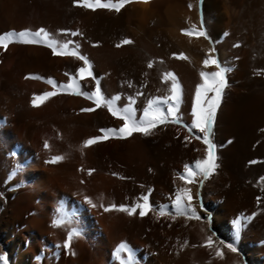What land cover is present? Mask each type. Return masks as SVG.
Instances as JSON below:
<instances>
[{
  "label": "bare ground",
  "instance_id": "6f19581e",
  "mask_svg": "<svg viewBox=\"0 0 264 264\" xmlns=\"http://www.w3.org/2000/svg\"><path fill=\"white\" fill-rule=\"evenodd\" d=\"M197 1L132 0L117 12L107 8L92 10L78 6L74 0H0V35L26 29L36 31L43 27L55 40L73 41L68 51L75 50L78 45L79 54L88 58L92 70V76L85 75L81 79L79 69L85 65L76 55H54L52 49L44 44L15 42L18 39L15 36L12 42H8L7 50L0 47V257H6L7 264L52 263L57 249L65 244L69 230L75 227L74 217L81 209L77 201H83L85 197L94 204L102 202L103 209L117 206L107 211L112 219L105 230L98 229L93 233V240L98 245L95 258H105V264H127L129 256H134V264H159L161 261L165 264H243L239 254L212 235L204 212L195 201L199 220L168 218L154 209L143 217L139 210L134 215L120 211L119 206H127L129 194L124 189V181L109 174L111 160L104 152L105 143L87 148L83 145L87 139L102 135L100 129H119L124 122L106 107L82 112L81 109L95 107V104L83 96L54 89L47 83L52 79L57 84H75L91 92L95 91L99 80L106 97L119 96L117 106L127 105L129 97H133V107L139 118L148 100L156 99L159 94L156 91L157 76L163 91L169 92L172 81L170 77L166 81L165 74L172 73L181 88L179 113L192 122L196 89L204 83L200 73L209 72L211 64L205 66L199 49L194 51L186 38L178 33L179 30L175 28L177 32L173 31L170 25L178 20L184 28L195 26L202 30L198 24ZM112 3H118V0H112ZM206 4L208 9L212 6L216 14L213 21L211 13L206 11L207 32L228 65V57L232 54L231 39L237 33L241 35L243 29L240 7H247V3L243 0H221V3L212 4L206 0ZM65 32L78 35H64ZM166 34L182 43L187 51L193 50L197 57V71L186 66L182 58L167 52L162 45ZM125 39L132 43L123 44ZM197 39L200 45L211 49L209 39ZM242 54L241 51L237 53V58ZM150 63L151 68L148 67ZM30 76L39 78L26 79ZM54 90L58 95L46 99L40 106H33L34 95ZM213 95L212 92L207 93L208 97ZM156 131L157 127L151 135ZM166 132L173 137L169 142L177 146L188 138L180 126L171 125ZM222 135L226 141V153L233 158L237 144L230 140L233 136L231 128L226 127ZM143 136V133L134 132L127 138L113 137L110 140L119 153L121 142L146 149ZM217 140L220 142V137ZM45 141L49 144L48 149L44 147ZM53 156H63L64 159L49 163ZM89 170H93L91 175ZM113 186H117L116 189ZM257 199L247 200V205L256 208ZM259 218L254 231L256 237L245 238L242 242L230 236L227 228L218 223L223 235L243 250L252 264L264 262V250H261L264 247V210ZM57 220L65 223L58 226ZM158 220L166 228L164 232L156 227ZM253 221L255 223V219ZM251 232L253 230L249 227L244 230L246 236ZM209 236L212 237L211 247L206 246ZM121 244L126 247L118 252ZM74 245L75 238L71 241L70 250H74ZM133 249H137L139 254L134 255ZM218 249L221 255L216 254Z\"/></svg>",
  "mask_w": 264,
  "mask_h": 264
},
{
  "label": "rangeland",
  "instance_id": "374dc122",
  "mask_svg": "<svg viewBox=\"0 0 264 264\" xmlns=\"http://www.w3.org/2000/svg\"><path fill=\"white\" fill-rule=\"evenodd\" d=\"M140 1L146 2L150 0ZM209 1H211L212 4L217 2L221 3V0ZM243 1L247 3V7H240L242 11L243 29L240 32L241 35L239 33L235 35L239 37L236 38L233 36L231 39L232 43L230 50L232 54L228 57V65L224 63L220 55V50L213 41L210 42L208 40L211 49L207 50V48L200 45L197 36L185 35V30L191 29V26L184 28L180 25L181 22L178 20L173 25H170L173 31H175V28L177 31L179 30L178 33L186 38L188 44L194 51L197 48L199 49L200 53L203 55V60L210 58L209 55L211 54L212 57L218 58L222 64L232 69V71L227 74L229 87L224 90L213 126L212 139L217 146L215 152L218 157L217 163L219 167L215 169L212 175L207 179L198 176L196 177L195 183H187L186 180L180 178V174L185 172V165H193L196 160H202L206 157L207 146L202 139H196L193 134L189 133L186 127L175 123L158 125V131L153 135L149 134L147 137L144 135L142 141H146L144 142L146 149H142V147L138 145H128V143L121 142L119 154L114 150L116 147L110 140L112 138L103 141L105 143L104 152L111 160L109 174L121 178L124 181V189L129 194L126 202L127 206L143 203L141 199L142 196L148 195L149 203L154 210L159 212L157 206L167 205L169 209H171V205L176 199V194L178 192L184 196L186 201L187 196L185 192H187L192 196L193 207L195 208V202H197L199 209L204 212L209 231H211L212 235H214L219 242L227 246L232 243L223 235L218 223L220 226L227 228L230 236L234 239H238L239 242L244 241L245 238L254 239L256 237L254 231L257 229L259 223L258 219H260L259 217L264 210V0ZM210 8L208 9L206 0L197 1V16L200 29L201 19H203L204 28L208 30L206 21L207 10L211 13L210 15L213 21L216 20L213 7L211 6ZM219 10L222 12L223 8L220 6ZM196 30L199 31L198 29ZM164 39L162 40V45L168 53L180 59L184 57L181 59L184 61L183 63L186 61V66L197 71V57L196 54L193 53V50L192 52L187 51L182 43L175 41L167 34ZM240 51L243 52V54L241 55L242 57L238 59L236 55ZM209 68V72L218 71L215 65L211 64ZM156 79V91L157 94L159 93L156 98L169 95V92L163 91L158 76ZM183 122L185 124H191V122L185 118H183ZM171 125L182 127L188 134V138H186L180 146H177L173 142H169L171 136L166 131ZM226 127H230L233 132V136L230 140L235 141V144H237L233 158L231 157L232 159L229 158L226 153V141L222 137L223 130ZM202 136L203 134H201V137ZM218 137H220V142L217 140ZM171 139H173V137H171ZM127 149H129V151ZM228 158L231 160H228ZM141 159L143 160L140 162ZM133 163L136 164L134 165ZM137 169L141 171H137ZM148 180L151 183L148 182ZM201 180H203L202 184L200 183ZM147 185H149V187ZM113 187L116 189L117 186ZM130 188L133 189L131 190ZM136 189L139 191L137 192ZM133 190H135V192ZM180 190L185 191L181 192ZM235 194L238 195L234 196ZM253 199H257L258 201V206L256 208L247 205V200L251 202L250 200ZM101 203L102 202H95L96 207H93L91 204L87 203L85 199H83V201H77V206L81 207V209L79 208V210L76 211L74 217L75 228L81 230L82 234L75 238L73 251L70 250V247L65 248L64 246H60L54 254V260L50 264H105V258H95V251L98 245L93 240V233L95 234V231L98 229L105 230L109 221L112 219L107 211L103 209ZM164 216L173 219H181L184 217L170 215L168 210L165 211ZM236 219H239L241 224L239 233L235 231L233 223ZM254 219L255 223L253 221ZM168 222L171 223L170 220H168ZM161 226L158 220L156 227H160L159 230L164 232L166 228ZM248 227L251 228L253 232L246 236L244 230ZM128 237L126 240H129ZM258 245H261V243ZM235 248L236 253L242 258L243 264H252L249 261V256L243 250L237 247ZM261 250H264V247H262ZM133 254L138 255L139 251L133 249ZM147 261H149L148 258ZM159 264L165 263L161 261ZM261 264H264V262H261Z\"/></svg>",
  "mask_w": 264,
  "mask_h": 264
},
{
  "label": "snow or ice",
  "instance_id": "6c2138e0",
  "mask_svg": "<svg viewBox=\"0 0 264 264\" xmlns=\"http://www.w3.org/2000/svg\"><path fill=\"white\" fill-rule=\"evenodd\" d=\"M74 2L78 6L87 7L92 10H96L97 8H107L114 9L115 11L119 12L121 8H123L127 3H131L132 0H118V3H112V0H107V2H103V0H74ZM189 7H191V5ZM201 29L202 30L197 31L195 26H193L191 29L185 30V35L204 37L205 39H209V41L212 42L207 30L204 28L203 19H201ZM64 35L76 36L78 35V33L65 32ZM14 36L18 38L15 42L23 44H44L45 46L52 49L54 55H76L80 60L84 62L85 65V67H81L79 69L80 78L83 79L85 75L92 76L91 63L87 57L79 54V46L76 45L75 50L71 52L68 51L69 45L73 44V41L55 40L52 38L51 33H49L45 28L41 27L36 31L26 29L19 32H6L3 35H0V47H3L5 50H7L8 42H12V38ZM130 43H132V41L128 39H125L123 41V44ZM210 64L215 65L218 71H202L200 73L201 77L204 80V83L199 85L196 89V102L192 110V116L194 117V119L192 120L191 124H185L183 122L182 115L179 113L181 88L178 81L176 80V77L172 73L165 74V80L167 81V79L170 77L172 81L171 88L169 89L170 94L164 97L148 100L147 106L143 109V114L139 118L137 117L136 109L133 107L135 103V99L133 97H129V103L127 105L117 106L116 102L120 99L119 96L106 97L101 91L99 80L96 81L95 91L91 92L84 91L81 88L77 87L75 84H57V82L52 79H48L47 83L51 84L54 89L63 90L72 95L83 96L84 98L91 100L95 104V107H87L81 109L82 112H93L96 110V108L106 107L113 116L124 122L119 129H100L102 135L94 136L84 141L83 146L85 148L113 137L127 138L134 132H140L144 135H149L158 125L161 124L175 123L177 125L186 127L189 133L193 134L196 139H202L204 144L207 146L206 157L202 160H196L193 165H185V172L180 174V178L186 180L187 183H195L196 177L199 176L203 179H207L210 175H212L215 169L219 167L217 163L218 157L215 152L217 146L212 139L213 126L215 122L216 112L220 106L224 90L229 87L227 74L232 71L231 67L222 64L219 59L215 57L206 58L204 60L205 66H208ZM148 67L151 68L152 64L150 63ZM28 78L39 77H26V79ZM73 88H76V90L72 91ZM57 90L46 91L39 96L34 95L32 99L33 106H40V104L44 103L46 99L58 95ZM209 92L214 93V95L208 97L207 93ZM201 134H203L202 137ZM44 147L46 149L49 148V144L47 141H45ZM63 159V156H53L48 162L57 163ZM92 171L93 170H89V175L92 174ZM202 182L203 180L200 181L201 184ZM180 191L184 192L185 190ZM185 195L187 196L186 201L184 196H182L180 192H178L176 194V199L171 205V209H169V206L167 205L157 206L160 215H164L165 211L168 210L170 215L184 216L188 219L195 218L199 220L200 216L197 215V211L192 205V196L187 192H185ZM141 199L143 200V203H136L131 207L121 205L119 206V210L127 212L129 215H134L137 213V210H139V215L143 217L149 211L153 210V207L149 203L148 195L142 196ZM85 200L93 207H96V205L93 204L91 199H89L88 197H85ZM116 207V205H112L111 208L105 207L104 210L110 211L112 209H115ZM55 223L59 226L65 223V221L57 220ZM233 223L235 226V231L239 233L241 227L240 220L236 219ZM81 234V230H78L75 227L71 228L67 234V239L63 246L65 248H69L71 245V241ZM206 246H212L211 236L207 238ZM125 247V244H121L117 251H123ZM227 247L232 252H236V248L232 244H229ZM216 254L221 255V252L217 250ZM0 261H2L3 264H7L6 257H0ZM122 264H124V262H122ZM127 264H134V256L128 257Z\"/></svg>",
  "mask_w": 264,
  "mask_h": 264
}]
</instances>
